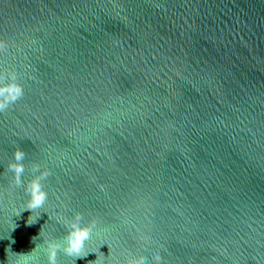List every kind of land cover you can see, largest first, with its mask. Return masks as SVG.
I'll return each mask as SVG.
<instances>
[{
  "label": "water",
  "instance_id": "water-1",
  "mask_svg": "<svg viewBox=\"0 0 264 264\" xmlns=\"http://www.w3.org/2000/svg\"><path fill=\"white\" fill-rule=\"evenodd\" d=\"M77 213L56 264H264V0H0V264Z\"/></svg>",
  "mask_w": 264,
  "mask_h": 264
},
{
  "label": "clouds",
  "instance_id": "clouds-1",
  "mask_svg": "<svg viewBox=\"0 0 264 264\" xmlns=\"http://www.w3.org/2000/svg\"><path fill=\"white\" fill-rule=\"evenodd\" d=\"M14 155L16 162L11 163L9 167L14 173L16 183L19 184L21 183V174L23 172V164L20 163L23 153L17 150ZM45 175H47V173H41L40 176L34 177L28 182L25 190L28 193L29 199L27 200L26 206L20 211L19 216L26 210H30L32 214L34 209L41 208L45 204L47 200V192L44 190L41 184V177ZM30 217L31 215H29L26 221L27 226L34 225L40 218L38 217L35 220H31ZM80 219L81 217L79 213H77L74 219L67 222L68 231L64 237L63 245L56 242L55 240H49L46 242L45 251L47 254L48 264H56L57 252L61 248L66 254L73 255L76 258H83L89 253L85 252V243L89 239L91 228L90 226H82ZM39 234L40 232L36 236H39ZM29 252H21L17 254L27 255Z\"/></svg>",
  "mask_w": 264,
  "mask_h": 264
}]
</instances>
